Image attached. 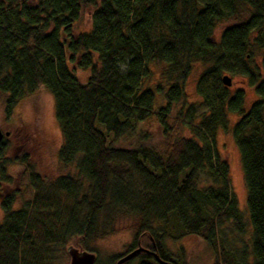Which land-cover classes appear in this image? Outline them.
Returning <instances> with one entry per match:
<instances>
[{
	"label": "trees",
	"instance_id": "16d2710c",
	"mask_svg": "<svg viewBox=\"0 0 264 264\" xmlns=\"http://www.w3.org/2000/svg\"><path fill=\"white\" fill-rule=\"evenodd\" d=\"M88 8L91 30L75 35ZM241 17L213 40L221 23ZM254 46L264 49V0L0 2L5 115L44 87L63 137L58 160L73 168L46 183L23 155L33 199L20 210L13 209L14 194L1 200L0 264H58L70 245L93 253L92 242L125 228L135 232L126 254L138 247L153 254L140 253L138 264H159L156 257L179 264L164 240L189 235L212 247L214 264H264V80L251 59ZM196 64L205 67L196 83L206 106L200 118L185 90ZM152 67L162 81L145 87ZM224 73L247 77L255 89L258 99L247 113L245 91L231 94ZM157 94L164 98L158 110ZM230 114L240 117L232 128ZM153 116L166 139L160 151L147 145L150 134L142 128ZM220 129H231L240 152L252 262L246 248L232 250L224 242L226 223L242 235L245 222L230 167L217 149ZM8 147L4 138L0 160ZM0 172L9 182L5 165Z\"/></svg>",
	"mask_w": 264,
	"mask_h": 264
},
{
	"label": "rangeland",
	"instance_id": "374dc122",
	"mask_svg": "<svg viewBox=\"0 0 264 264\" xmlns=\"http://www.w3.org/2000/svg\"><path fill=\"white\" fill-rule=\"evenodd\" d=\"M4 0H0L3 2ZM93 10L84 9L79 21L75 24L74 33L78 35L81 32H89L92 25ZM244 20L243 17L231 19L221 23L213 34V40L218 42L223 31L231 26L237 25ZM252 61L260 69L262 79L264 80V67L262 60L264 49L252 48ZM124 68V67H123ZM153 74L145 87H155L161 83L159 70L152 67ZM205 70V67L196 64L186 83L185 90L187 94V104H196L198 110L196 115L206 114V106L202 103L201 98L196 92V83L199 76ZM80 81H85L87 74L77 73ZM231 78V86L228 87L231 94L236 90L245 91V112L247 113L252 104L258 99L255 89L249 85L247 77L224 73L223 76ZM163 95L157 94L156 110L164 103ZM188 107V105H187ZM180 109L177 106L169 117V123L175 125V113ZM240 119L237 115H229V126L232 128ZM199 119H196L198 122ZM143 130L150 134L147 143L151 148L158 151L165 147L166 139L163 137L158 118L153 116L142 126ZM0 130L3 133H9L5 137L8 141V150L4 160H0L1 165L6 167V176L10 178L9 182L2 181L0 172V222L4 218V212L1 208V200L9 195L14 194L16 202L14 210H20L25 203L33 199V188L29 180V172L26 164L23 163V155H27L28 164L40 175L46 182L50 183L59 176L66 175L73 168H65L58 160V153L63 143V137L57 121L55 119V104L52 95L42 87L34 94L25 96L14 108L10 118L5 115V96H0ZM188 137H193L185 130ZM217 149L221 157L230 167L229 179L233 192L235 193L238 206L243 214L245 222V233L242 235L230 232V223L223 226L225 230L224 242L228 248L238 250L246 248L249 262L251 257V233L250 216L247 209V189L244 181V174L241 164V157L238 147L233 139L231 129H220L217 133ZM129 223L124 221L121 226H128ZM135 232L132 229H121L114 234L105 238L98 239L90 244V248L96 255L95 264H112L114 259L126 254L133 246L135 241ZM164 245L179 264H214L215 255L212 247L203 239L195 235H189L180 240L165 239ZM70 247L78 249L76 244ZM140 258L135 257L127 264H138ZM58 264H70V258L62 256Z\"/></svg>",
	"mask_w": 264,
	"mask_h": 264
},
{
	"label": "water",
	"instance_id": "95a60500",
	"mask_svg": "<svg viewBox=\"0 0 264 264\" xmlns=\"http://www.w3.org/2000/svg\"><path fill=\"white\" fill-rule=\"evenodd\" d=\"M222 82L226 87L231 86V78L227 75L223 76ZM7 136H9V133H3L0 130V143ZM142 252H148V250H146L143 247H138L134 251H132V252L122 256L121 258H119V260L116 262V264H124L128 261H131L132 259H134L138 255H140V253H142ZM67 253H68L69 258H70V264H95L96 255L94 253L81 251L79 248L76 249L73 247H68ZM156 260L159 264H170L166 261L160 260L158 257H156Z\"/></svg>",
	"mask_w": 264,
	"mask_h": 264
},
{
	"label": "flooded vegetation",
	"instance_id": "af4514ba",
	"mask_svg": "<svg viewBox=\"0 0 264 264\" xmlns=\"http://www.w3.org/2000/svg\"><path fill=\"white\" fill-rule=\"evenodd\" d=\"M146 254L153 255L152 252L148 250V252H145ZM139 256V255H138Z\"/></svg>",
	"mask_w": 264,
	"mask_h": 264
}]
</instances>
